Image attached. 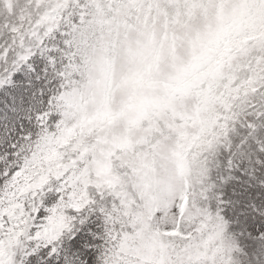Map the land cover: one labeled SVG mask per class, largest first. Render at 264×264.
<instances>
[{"label":"snow or ice","instance_id":"6c2138e0","mask_svg":"<svg viewBox=\"0 0 264 264\" xmlns=\"http://www.w3.org/2000/svg\"><path fill=\"white\" fill-rule=\"evenodd\" d=\"M0 264H264V0H0Z\"/></svg>","mask_w":264,"mask_h":264}]
</instances>
